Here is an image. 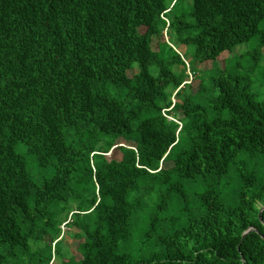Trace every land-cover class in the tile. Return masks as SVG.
<instances>
[{
	"label": "trees",
	"instance_id": "trees-1",
	"mask_svg": "<svg viewBox=\"0 0 264 264\" xmlns=\"http://www.w3.org/2000/svg\"><path fill=\"white\" fill-rule=\"evenodd\" d=\"M258 73L264 0H0V264H264Z\"/></svg>",
	"mask_w": 264,
	"mask_h": 264
},
{
	"label": "rangeland",
	"instance_id": "rangeland-1",
	"mask_svg": "<svg viewBox=\"0 0 264 264\" xmlns=\"http://www.w3.org/2000/svg\"><path fill=\"white\" fill-rule=\"evenodd\" d=\"M139 30L141 32L144 31V27H140ZM164 39L165 36H164ZM244 46H247V45H244ZM242 46H238L237 48L239 49H236L235 51L236 52H240L242 49L244 48H240ZM152 48L154 50L157 49V38H154L153 41H152ZM177 50L181 53H183L185 51V46L183 45H180ZM230 55L229 52L225 51L223 53H221L218 57H217V61L223 65V59L228 57ZM196 66L200 69H206V68H209L211 66V61H205L203 63H197ZM136 71V68L134 67L133 69H129L127 71V74L129 76H132ZM189 79H190V84H191V89L193 91L196 90L197 88V85H198V79L193 77V78H190L189 76ZM253 91L254 90H261L262 92L260 93L259 95V98H261L262 96H264V78L262 76L259 75L258 73V76L256 74V76H254V83H253ZM177 115L178 116H182V112L181 111H178L177 112ZM121 140L118 141V144H121L122 141L120 142ZM120 151L118 150V148H113L110 152L107 153V158L108 159H120ZM167 166L170 165V163H166ZM65 229V228H64ZM76 228L75 227H69V228H66L65 231H64V243L66 244V246L69 248L71 254H73L75 256L76 259H79L81 258V255L79 254L78 250H77V245H78V242L79 240L77 238H75V236L73 235L74 232H76ZM52 264H62L61 261L59 260H55Z\"/></svg>",
	"mask_w": 264,
	"mask_h": 264
},
{
	"label": "built area",
	"instance_id": "built-area-1",
	"mask_svg": "<svg viewBox=\"0 0 264 264\" xmlns=\"http://www.w3.org/2000/svg\"><path fill=\"white\" fill-rule=\"evenodd\" d=\"M180 53V52H179ZM181 55H182V53H180ZM185 62L187 63V61L185 60ZM189 76H190V78H193V75H192V73H190L189 72V70H188V78H187V81L186 82H190V79H189ZM172 99H173V101H175V98L174 97H172ZM167 109H169V108H167ZM163 114H165L164 113V110H163ZM166 115V114H165ZM168 118H171L172 119V117H170V116H168V115H166ZM63 227V226H62ZM64 228V227H63Z\"/></svg>",
	"mask_w": 264,
	"mask_h": 264
},
{
	"label": "water",
	"instance_id": "water-1",
	"mask_svg": "<svg viewBox=\"0 0 264 264\" xmlns=\"http://www.w3.org/2000/svg\"><path fill=\"white\" fill-rule=\"evenodd\" d=\"M263 209H264V205L261 206L259 212H261ZM250 230H252V228H248V229H246V230L243 232V236H244L247 232H249Z\"/></svg>",
	"mask_w": 264,
	"mask_h": 264
}]
</instances>
